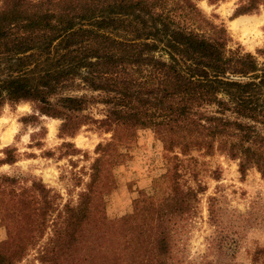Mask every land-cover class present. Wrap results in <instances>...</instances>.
Masks as SVG:
<instances>
[{
	"label": "trees",
	"instance_id": "trees-1",
	"mask_svg": "<svg viewBox=\"0 0 264 264\" xmlns=\"http://www.w3.org/2000/svg\"><path fill=\"white\" fill-rule=\"evenodd\" d=\"M203 1L226 0H0V110L28 103L31 114L20 122L56 119L58 139L82 126L109 134L80 170L86 180L72 173L78 190H66L53 218L59 194L39 179L20 186L18 177L0 174V219L14 231L0 243V264H15L47 221L41 264H62L64 255L75 264H175V239L205 191L193 153L216 152L236 162L241 176L254 169L264 178V50L230 47L224 24L199 9ZM235 1L232 18L264 8V0ZM144 129L161 144L167 187L141 194L131 213L108 218L104 196L114 188L110 170L120 158L114 148H128ZM61 147L69 149L63 156L77 152L67 142ZM1 153L0 166L15 162V148ZM215 202L207 198V248L230 260L238 231L224 229ZM249 264H264V246Z\"/></svg>",
	"mask_w": 264,
	"mask_h": 264
},
{
	"label": "rangeland",
	"instance_id": "rangeland-1",
	"mask_svg": "<svg viewBox=\"0 0 264 264\" xmlns=\"http://www.w3.org/2000/svg\"><path fill=\"white\" fill-rule=\"evenodd\" d=\"M199 9L206 17H216L215 22L224 24L231 39L230 47L235 44L244 51L255 54L256 49L264 50V8L251 15H241L232 18L236 8L235 0L219 2L215 6H208L204 1L198 3ZM242 16H252L245 25L250 29L233 27V22ZM258 60H262L258 58ZM95 118L98 117L96 109L89 111ZM31 114L28 103H19L14 106L4 105L0 110V158L2 150L12 147L16 150L15 162L11 165H1L0 174L16 176L20 186H29L32 179H39L47 188L59 194L62 201L51 213L53 218L62 208L66 197V190H73L70 181L72 173L82 176L92 158L95 157L93 149L98 142H104L109 134H100L91 127L82 126L72 138L58 139L57 127L59 121L44 116L38 117L31 123L22 124L21 117ZM10 140L3 141L5 135ZM70 143L76 154L63 156L65 150L61 143ZM126 142L114 148L120 154L119 163L111 168L114 188L104 196V213L108 218H119L131 213L133 201L141 204V194L148 196L152 190L161 192L167 187L166 180L160 177L165 172L162 161L161 144L147 130L137 131L134 140L128 148ZM51 152L52 155H46ZM192 162L196 179L205 187V191L197 196L195 214L186 220L175 239L173 250L175 264H249L252 252L264 246V178H261L254 169H249L244 175L237 172L236 162L226 159L223 155L214 153L211 156H201L193 153ZM188 162L183 161L187 166ZM83 168V173L80 171ZM83 174V175H82ZM190 186L194 181L190 174L182 177ZM19 186V187H20ZM78 190L75 188L72 195ZM73 197V196H72ZM214 197L216 206L222 211V224L232 230L238 231V241L235 250H229L231 258H222L216 252L207 248L212 228L207 223V198ZM12 197L4 199L7 209H11ZM234 214V215H233ZM24 223V222H23ZM23 223H19L23 225ZM50 221L44 225L43 235L21 250L22 256L15 264H41L38 252L47 244ZM12 227L0 219V243L9 236H13ZM18 249V247L16 248ZM78 245L72 247L74 257H79ZM68 252H64L66 254ZM61 256L62 264H75L76 261L66 262Z\"/></svg>",
	"mask_w": 264,
	"mask_h": 264
},
{
	"label": "bare ground",
	"instance_id": "bare-ground-1",
	"mask_svg": "<svg viewBox=\"0 0 264 264\" xmlns=\"http://www.w3.org/2000/svg\"><path fill=\"white\" fill-rule=\"evenodd\" d=\"M251 18H253L252 16H242V17H240V19H238V20H236V21H234L233 22V27L234 28H237V27H242V28H244L246 31H249L250 29L247 27V25H245V22L248 20H250ZM10 136H11V134H9V135H5L4 137H3V141L4 142H7V141H9L10 140Z\"/></svg>",
	"mask_w": 264,
	"mask_h": 264
}]
</instances>
